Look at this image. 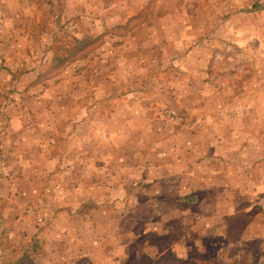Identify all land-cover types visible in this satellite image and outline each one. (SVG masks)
Instances as JSON below:
<instances>
[{
  "label": "rangeland",
  "instance_id": "1",
  "mask_svg": "<svg viewBox=\"0 0 264 264\" xmlns=\"http://www.w3.org/2000/svg\"><path fill=\"white\" fill-rule=\"evenodd\" d=\"M239 104L240 130L261 118L264 132V0H0V264H107L128 179L141 195L144 168L197 166L210 124ZM89 181L98 190L83 196L99 206L65 203ZM71 207L93 221L72 219L65 240L57 215ZM251 210L264 211V192ZM220 237L199 264H264L255 240L246 252Z\"/></svg>",
  "mask_w": 264,
  "mask_h": 264
},
{
  "label": "crops",
  "instance_id": "2",
  "mask_svg": "<svg viewBox=\"0 0 264 264\" xmlns=\"http://www.w3.org/2000/svg\"><path fill=\"white\" fill-rule=\"evenodd\" d=\"M245 107L239 104V115L233 120L210 124V154H204L197 166L176 172L166 171L159 166L144 168L141 173V195H137L134 189V178L128 179L125 198L110 202V206L113 202L114 205H126L127 229L123 236L118 232L110 233L112 241L107 253L110 251L108 255L112 257L105 263L120 264L121 255L123 264H138L142 258V264H161L171 257L181 264H199L195 255L201 254L200 248L205 251L210 248V238H230L232 234L237 239H244L246 252H250V241L255 240L260 247L264 246V225L257 229L251 225L264 216V211L261 214L251 210L257 194L264 192V132L260 130L263 124L261 118L256 119L253 135L242 132L240 127L242 129L245 124L241 125L240 115L246 114ZM169 186H176V189L170 193ZM88 188L98 190V185H93L91 181L78 183L76 191L81 192V196L78 200L65 203L73 204V207L79 202L80 208L88 204H92L91 207L99 206L101 200L94 201L92 196H83L82 191ZM111 194L113 197L121 195L117 190ZM72 207L70 210H58L60 214L57 218L63 217L65 220L62 223L65 240L69 237L65 230L69 233V226L74 224L72 219L85 217L82 219L87 221L85 226L93 221L88 222L92 218V209L81 211ZM79 223L82 221L79 220ZM135 224L141 227L135 230ZM110 226L113 227V223ZM211 230L214 231L212 235ZM93 241V244L101 247L99 242ZM86 247L87 251L89 247ZM90 249V254L99 253L92 244ZM220 262L227 264L226 259H220Z\"/></svg>",
  "mask_w": 264,
  "mask_h": 264
}]
</instances>
